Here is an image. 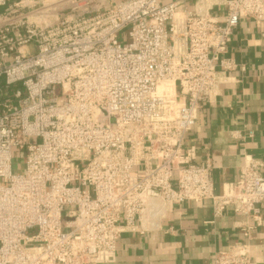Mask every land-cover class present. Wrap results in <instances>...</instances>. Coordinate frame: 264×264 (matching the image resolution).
<instances>
[{
    "label": "built area",
    "instance_id": "1",
    "mask_svg": "<svg viewBox=\"0 0 264 264\" xmlns=\"http://www.w3.org/2000/svg\"><path fill=\"white\" fill-rule=\"evenodd\" d=\"M243 20L264 41V0H0V264H113L123 236L172 233V208L200 202L245 220L212 264H253L261 165L216 195L185 147Z\"/></svg>",
    "mask_w": 264,
    "mask_h": 264
},
{
    "label": "crops",
    "instance_id": "2",
    "mask_svg": "<svg viewBox=\"0 0 264 264\" xmlns=\"http://www.w3.org/2000/svg\"><path fill=\"white\" fill-rule=\"evenodd\" d=\"M263 26L243 20L234 31L227 57L237 70L222 87L218 100L202 106L189 133L186 148L194 147L196 163L212 160L213 192L237 181L246 159L259 163L264 175V41ZM251 132L252 135H248ZM235 136V137H234ZM241 138V139H240ZM264 220V204L259 206ZM165 229L172 233L154 238L125 235L117 241L113 264H212L213 255L244 243L245 222L231 209L213 220L209 202L185 203L172 208ZM253 225L248 220L247 225ZM249 244L253 264H264V226L254 228Z\"/></svg>",
    "mask_w": 264,
    "mask_h": 264
},
{
    "label": "rangeland",
    "instance_id": "3",
    "mask_svg": "<svg viewBox=\"0 0 264 264\" xmlns=\"http://www.w3.org/2000/svg\"><path fill=\"white\" fill-rule=\"evenodd\" d=\"M119 1L120 0H90L91 5H98L99 4V5H103L104 7H110V5H114ZM17 165H18V162L13 161L12 166H11L12 174H18Z\"/></svg>",
    "mask_w": 264,
    "mask_h": 264
}]
</instances>
